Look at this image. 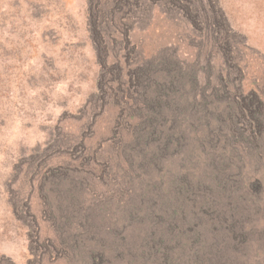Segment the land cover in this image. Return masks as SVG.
I'll return each instance as SVG.
<instances>
[{"label": "rangeland", "instance_id": "obj_1", "mask_svg": "<svg viewBox=\"0 0 264 264\" xmlns=\"http://www.w3.org/2000/svg\"><path fill=\"white\" fill-rule=\"evenodd\" d=\"M164 57L154 161L127 75ZM0 264H264V0H0Z\"/></svg>", "mask_w": 264, "mask_h": 264}, {"label": "trees", "instance_id": "obj_2", "mask_svg": "<svg viewBox=\"0 0 264 264\" xmlns=\"http://www.w3.org/2000/svg\"><path fill=\"white\" fill-rule=\"evenodd\" d=\"M168 62L169 59L167 57H164L162 60L160 58L157 60H148L145 62L144 66L138 67L137 71L129 72L127 75L129 88L137 87L135 89L138 91V96L142 99L146 110L150 113L147 118L148 122H146L148 125L143 126V123H141L140 129L136 127L138 133H146L144 137H138L136 143L141 144L142 142H139V140H143L145 158L148 157L149 160L151 158L154 159V161L155 158L163 160L168 157V155L171 156L172 154L168 152V148L171 145L176 144V147H181L182 139H185V135L184 133L179 135L176 129L177 127H172L169 118L166 116L174 112L172 110H175V92L178 93L176 84L196 82V78L187 77V73L180 66H176L177 68L175 71L168 69V66H165ZM101 70L103 71V68H101ZM118 71L120 82L122 80V74H120L122 73L121 67H118ZM171 72H175V75L170 74ZM136 80H140V82H135ZM162 114H164L165 117L161 116ZM156 154H159V156H156ZM66 176V174H63L62 177L65 178ZM69 184H72V182L70 181ZM68 197L73 199L70 195H68ZM76 204L74 201L69 203V205H71L70 209H73ZM62 218L67 221L70 227L71 223L68 221V218L65 217V215H62ZM82 224L84 225L83 222ZM82 224L78 226L83 227Z\"/></svg>", "mask_w": 264, "mask_h": 264}]
</instances>
